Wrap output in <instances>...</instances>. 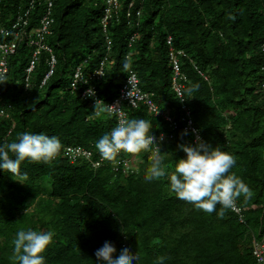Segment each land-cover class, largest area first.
Wrapping results in <instances>:
<instances>
[{
	"label": "trees",
	"instance_id": "1",
	"mask_svg": "<svg viewBox=\"0 0 264 264\" xmlns=\"http://www.w3.org/2000/svg\"><path fill=\"white\" fill-rule=\"evenodd\" d=\"M128 2L120 1L107 27L108 47L101 0H54L53 22L43 39L52 52L42 50L27 72L28 43L37 39L32 31L40 25L43 4L0 0V44L16 45L0 84L5 113L0 144L31 132L56 136L62 145L50 165L22 163L28 176L24 184L0 172V264H14L15 234L28 227L55 233L43 253L46 264H95L94 253L105 241L136 253L137 264H157L158 257L164 264H256L252 241L264 237V0H135L131 11L136 17L135 10H141L138 26L127 23ZM26 11L27 24L15 34L10 27ZM133 33L137 37L129 42ZM168 36L184 53L177 56L183 101L172 88ZM51 54L56 64L41 85ZM105 55L104 75L73 91L76 68L88 76ZM130 69L159 111L123 103L126 118L150 120L155 137L172 134L158 147L181 159L177 144L194 143L191 132L181 135L185 105L199 136L235 156L230 173L253 192L250 200H237L239 211L223 210L219 218V205L212 214L194 209L169 191L166 178L146 182L152 148L139 153L131 173L113 164L119 158L132 161L133 154L123 151L97 167L92 165L96 153L74 162L64 155L68 145L96 148L116 126L107 103L119 95ZM87 86L95 87L99 105L82 99ZM163 113L171 115L177 129ZM165 167L173 171L174 161L166 159Z\"/></svg>",
	"mask_w": 264,
	"mask_h": 264
},
{
	"label": "clouds",
	"instance_id": "2",
	"mask_svg": "<svg viewBox=\"0 0 264 264\" xmlns=\"http://www.w3.org/2000/svg\"><path fill=\"white\" fill-rule=\"evenodd\" d=\"M120 1L117 0V9L113 17L118 13ZM134 1L129 0L127 10L133 8ZM101 2L103 16L107 0H101ZM138 11L141 16L140 9L135 10L136 17L132 16V11L130 17H127L125 12L128 24H131L130 20H136L139 25ZM112 20L113 18L110 23ZM107 34L110 36L108 31ZM126 56L125 59L130 60V54L128 53ZM124 67L128 68L129 65L126 63ZM2 83L3 81H0V84ZM81 83L87 84L88 82L82 81ZM180 85L183 87L182 84ZM191 91L189 89V92ZM85 94L88 96L95 95L91 87L87 89ZM158 109L154 113H157ZM166 110L175 115V109L169 107ZM168 116L171 117L169 114ZM181 127L184 131L183 124ZM193 134L195 135L194 143L177 144V149L184 153V157L174 160L173 153L160 151L158 144L163 140V135L161 134L157 138L150 132V120L122 118L109 133L98 140L96 149L103 158L110 160L120 151L133 154L131 156L134 157V154L152 148L150 164L143 174V179L146 182L166 178L169 191L174 193L178 199L207 214L217 212V205H219L221 211L217 212V215L219 218H223V210H235L236 206L240 207L237 200L241 197L250 200L253 192L240 177L230 173L236 164V158L233 154L213 147L199 136L197 130H193ZM181 135H188V131L185 130ZM165 136L170 139L172 134L168 136L165 134ZM61 148V142L56 136L23 132L19 134L15 142L0 144V172L7 173L14 181L24 184L28 176L26 172L21 171L22 163L27 161L33 164L50 165L60 154ZM166 159L174 161V170L171 172H168L165 167ZM130 164V169L133 172L137 167H134L133 161ZM54 236L55 233L51 230H34L31 227L18 230L14 239V264H46L43 253L53 243ZM94 255L95 264H137L138 261L136 253L130 252L124 246L117 249L108 241H105L103 246L95 251ZM157 264H164V258L158 257Z\"/></svg>",
	"mask_w": 264,
	"mask_h": 264
},
{
	"label": "built area",
	"instance_id": "3",
	"mask_svg": "<svg viewBox=\"0 0 264 264\" xmlns=\"http://www.w3.org/2000/svg\"><path fill=\"white\" fill-rule=\"evenodd\" d=\"M34 2H39V4H43V11H42V16L40 18V25L35 27L32 31L37 39H30L28 43L29 46L32 47V58L27 67V70H26L27 72L30 71L32 68H34L35 61L40 56L42 50L52 52L51 49L47 45L44 44L43 39L45 38L44 36L49 33V27L53 22L52 9L54 5V0H31V4ZM116 9H117V0H107L106 8L104 9L103 16L101 17V20H100L102 32L103 34H105V42L108 47L111 44V40L107 34V27L110 23V20L113 18V14L116 13ZM27 15H28V11H26L23 16L19 15L16 21L12 23L10 29L14 30L15 34L21 33L23 27L27 24V20L25 19ZM126 16L127 17L131 16V10L129 9L127 10ZM137 16L138 17L140 16L139 11L137 12ZM130 21L132 25L138 26V21L136 20L135 21L130 20ZM136 37H137V33H133V35L129 39V42H133L136 39ZM166 43L168 45L169 59L172 64V70L174 72L173 77H172V82H173L172 85L179 99L184 100L182 96V91H181L182 86L178 82V80L181 78V75L179 72V62H178V57H177V56H184V53L183 51L176 50L173 47L171 36L167 37ZM15 48H16V45L14 43L11 45L0 44V81L3 79V77L8 72L7 58L10 54L14 52ZM126 57L128 58V56ZM106 58L107 56L105 55L104 59H102L99 62V67L96 68L88 76H85L82 72L81 67L78 66L73 74V80L71 82V89L73 91L77 90L79 83H81L82 81L88 82V79H94V78L100 79L102 77L101 75H104V66H105ZM55 64H56V59L54 55L51 54L48 60L49 69L46 72L41 82V85H43L45 83V80L48 77H50L51 74L53 73ZM138 83L139 82H138V78H137L135 71L130 69L129 75L126 78L124 85L120 88L119 95L115 97L111 102L107 103V109L111 114L115 115V117L117 118V123L119 119L126 118V113L124 112V109L122 107L123 103H126L127 105H130L132 107H137L139 104H145V105H148V107L154 112L158 108L157 105L154 103V101H152L150 97L139 88ZM262 87L264 89V83ZM88 88L89 87L87 86L82 90L81 92L82 99L88 101L91 105H96V104L99 105L101 101L97 97V92H96L95 87H91L94 90V93H95L94 96H88L85 94ZM182 108L184 109V112H185V117L182 118L183 129L184 131L187 130L188 132H191L193 134V130H196V129L192 124L191 118L189 117L190 112L184 105ZM4 114H5L4 111L1 109L0 115H4ZM163 115L165 119H167L169 122L172 123L171 126L174 129L178 127V125L173 120V118L168 116V113L167 114L164 113ZM162 135H163L162 141H164L166 136L165 134H162ZM160 136H158L157 138H159ZM193 141H195V135H194ZM93 153H96L98 158L94 160L92 165L97 167L101 165L102 162H104L105 158L101 156V154L98 152L96 148L87 149L80 145H68L64 148V155L70 160V162H74L80 158L89 160L92 157ZM130 160L131 159H128V158H125L124 160H121L119 158V160L114 161L113 164L114 166L122 164L123 171L127 173L128 172L131 173L132 169H130L131 168ZM239 209L240 208L236 206L235 211H239ZM252 246L253 248L251 250V253H252L253 259L255 260V263L264 264V238L262 240L253 238Z\"/></svg>",
	"mask_w": 264,
	"mask_h": 264
},
{
	"label": "rangeland",
	"instance_id": "4",
	"mask_svg": "<svg viewBox=\"0 0 264 264\" xmlns=\"http://www.w3.org/2000/svg\"><path fill=\"white\" fill-rule=\"evenodd\" d=\"M111 63H113L112 61H111ZM132 158V157H131ZM132 161H133V163H134V167H137V163L140 161V154L138 153V154H135L134 155V157H133V159H132ZM264 237H260V239L262 240Z\"/></svg>",
	"mask_w": 264,
	"mask_h": 264
}]
</instances>
